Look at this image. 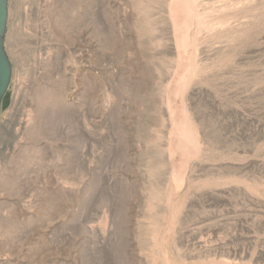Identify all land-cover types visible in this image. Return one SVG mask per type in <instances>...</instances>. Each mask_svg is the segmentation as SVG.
<instances>
[{"label": "rangeland", "instance_id": "374dc122", "mask_svg": "<svg viewBox=\"0 0 264 264\" xmlns=\"http://www.w3.org/2000/svg\"><path fill=\"white\" fill-rule=\"evenodd\" d=\"M149 2L6 0L0 264H214L190 251L222 245L243 253L238 264H264V36L248 43L260 57L226 75L225 88L207 82L191 91L194 110L211 121L207 155L193 169L199 138L187 90L198 7L172 0L168 68L149 43ZM251 7L247 14L264 24V0ZM160 129L184 185L165 193L167 213L151 242L142 228Z\"/></svg>", "mask_w": 264, "mask_h": 264}, {"label": "bare ground", "instance_id": "6f19581e", "mask_svg": "<svg viewBox=\"0 0 264 264\" xmlns=\"http://www.w3.org/2000/svg\"><path fill=\"white\" fill-rule=\"evenodd\" d=\"M188 1L191 4L195 3L198 7L197 22L195 26L196 34L199 35V38H197V41H199V43L197 48L193 52L195 59L194 64L192 65L193 76L192 81L188 84L187 90V94L189 93V106L190 110L192 111L191 119L193 120L192 122L195 125L194 129H196L198 134L197 137L199 138V145L196 144L195 148L197 161L193 162L191 165V168L195 169L200 166L202 162L204 163L205 157L207 155V144H209V139L206 136L209 137V135L203 133V131L205 129V126L208 127V125H211V121H206V119L200 117V112L198 111V109L194 110L195 105L192 97H195V95L191 91L193 89H196V85L198 86L207 82H211V84H214L215 87L221 86L222 88H225L226 83L224 80L227 77L226 75H228L230 72H233V70H236L239 72V74H241L243 72L242 67L245 62H248V60L251 59L256 60L258 57H260L257 48L254 47V49L253 47H250L248 43L250 41L254 42L257 38H262V36H264V24L262 23L263 19L262 21L260 19L253 20L250 15L247 14L248 11L253 12V6L251 8H248V5H258L259 0H256V3L254 1V3H251L249 2L250 0ZM171 6L172 0H150V2L148 3V8H144L148 14L149 24L147 28L151 32L149 36V43L155 46L153 47L155 48V50L153 51L158 57L157 59L167 64L168 68H172L173 63L175 62L174 45L172 39L173 21L170 15ZM230 9L232 10V12L224 16L222 12ZM246 14L248 16H244ZM240 16L244 17L242 18ZM187 44L188 45L186 46V48L188 53L192 52L193 49L191 42L187 41ZM170 73L171 72L167 71L165 72V74H163L161 80L162 84L157 89V95H160V93L162 92L163 83L167 82V78ZM241 76H239V78ZM161 111L162 110L158 109V113L160 115L163 114V112ZM161 117L162 119L164 118L163 115ZM162 119L160 120V126H162V123L165 122V120L163 121ZM157 134L158 138L155 146V149L157 150L154 153L156 155L154 156V159L157 160V163L155 164L157 168L147 169L149 178H153L154 181H156L152 186V189L149 188L150 197L148 201L150 202L151 200L150 206H152V208L148 213L146 219L148 225L145 228H142L145 232V238L150 240L151 242H155L161 234L163 220L165 219L164 214L167 213L166 207L169 201L165 199V193H167L168 190L181 192L184 185L183 182L181 183L180 178L177 177L176 179V176L171 173V169L169 168V163L167 160V149L165 147L167 142L165 131L162 129L157 130ZM192 151L194 150H190L191 154ZM242 160V157H238L239 162H241ZM186 190L187 189L185 187L183 193ZM176 207H179L180 210L182 208V205L180 204L174 206V208H172L174 209V211L172 210L171 212H176L177 214V212L179 211L175 209ZM175 219L173 215H171V220L173 221ZM196 249L198 250L195 251V249H193L192 251H190V253L193 254L191 255L192 258L197 257L199 259H203L204 261H215V263L217 261L219 264H238L239 259H241V256L243 254L242 252L240 253L236 252V250L234 249H230L227 245L209 249H204L202 247ZM181 251H183L182 253H186L183 243L180 247V252ZM153 257L155 258L154 255Z\"/></svg>", "mask_w": 264, "mask_h": 264}, {"label": "water", "instance_id": "95a60500", "mask_svg": "<svg viewBox=\"0 0 264 264\" xmlns=\"http://www.w3.org/2000/svg\"><path fill=\"white\" fill-rule=\"evenodd\" d=\"M7 23V4L6 0H0V38ZM10 67L0 46V100L5 95L10 82Z\"/></svg>", "mask_w": 264, "mask_h": 264}]
</instances>
